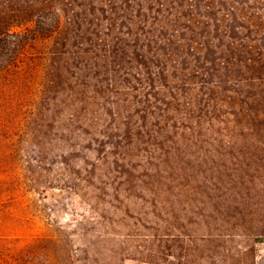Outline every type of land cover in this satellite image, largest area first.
Returning a JSON list of instances; mask_svg holds the SVG:
<instances>
[{
  "label": "trees",
  "instance_id": "trees-1",
  "mask_svg": "<svg viewBox=\"0 0 264 264\" xmlns=\"http://www.w3.org/2000/svg\"><path fill=\"white\" fill-rule=\"evenodd\" d=\"M23 59L49 121L62 113L79 141L69 147L99 148L82 147L99 156L100 187L74 184L86 196L201 193L206 140L264 143V0H0V79L23 75ZM7 245L0 264H19L25 250Z\"/></svg>",
  "mask_w": 264,
  "mask_h": 264
},
{
  "label": "rangeland",
  "instance_id": "rangeland-1",
  "mask_svg": "<svg viewBox=\"0 0 264 264\" xmlns=\"http://www.w3.org/2000/svg\"><path fill=\"white\" fill-rule=\"evenodd\" d=\"M27 65L23 59V75L0 79L10 83L0 96V241L25 250L19 264L256 263L264 243L263 142L206 140L201 193L139 184L120 194L108 188L107 197L89 187L86 196L74 184L90 175L100 187L93 178L99 156L82 147L99 148L69 147L79 141L59 129L62 113L49 121L36 91L43 82L32 84ZM103 141L109 149L118 140ZM140 164L134 158L136 171ZM103 199L111 205L96 209Z\"/></svg>",
  "mask_w": 264,
  "mask_h": 264
},
{
  "label": "crops",
  "instance_id": "crops-1",
  "mask_svg": "<svg viewBox=\"0 0 264 264\" xmlns=\"http://www.w3.org/2000/svg\"><path fill=\"white\" fill-rule=\"evenodd\" d=\"M255 264H264V254H259Z\"/></svg>",
  "mask_w": 264,
  "mask_h": 264
},
{
  "label": "built area",
  "instance_id": "built-area-1",
  "mask_svg": "<svg viewBox=\"0 0 264 264\" xmlns=\"http://www.w3.org/2000/svg\"><path fill=\"white\" fill-rule=\"evenodd\" d=\"M259 254H264V243L261 245V247L258 250Z\"/></svg>",
  "mask_w": 264,
  "mask_h": 264
}]
</instances>
